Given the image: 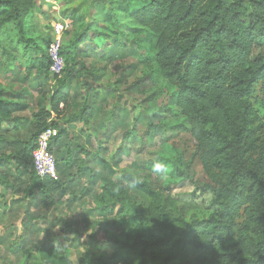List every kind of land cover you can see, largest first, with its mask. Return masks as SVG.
I'll use <instances>...</instances> for the list:
<instances>
[{"label": "trees", "instance_id": "obj_1", "mask_svg": "<svg viewBox=\"0 0 264 264\" xmlns=\"http://www.w3.org/2000/svg\"><path fill=\"white\" fill-rule=\"evenodd\" d=\"M35 7L36 0H0V72L23 86L16 90L0 83V166L14 169L0 176V186L16 176L18 184L12 190L25 195L29 207L47 211L72 197V189L85 179V195L92 196L97 211L96 222L83 218L86 228L93 231L106 223L118 232V239L114 256L100 254L90 260L85 252L79 264H264V0H127L116 8L109 2L96 11L102 16L98 23L84 24L72 11L68 20L77 31L61 47L65 68L60 77L49 72L51 37L44 51L31 36L36 31ZM121 14L155 37L153 62L174 89L167 99L186 120L194 143L189 164L198 162L210 182L202 191L212 195L211 213L184 222L176 237L170 214L160 207L164 202L156 203L161 199L156 189L127 172L116 178L111 164L100 158L96 173H83L88 161L81 155L87 154L81 145L73 147L68 132L59 126L65 118L67 123L87 125L98 113L85 105L70 117L63 91L82 79L85 68L78 62L94 54L88 46H94L97 37H104L101 59L114 58L115 49L123 47L126 18L120 21ZM132 44L135 48L124 50L122 58L138 54L137 42ZM50 80L57 89L45 99ZM30 88L39 94L41 108L32 117L30 138L21 140L14 134L25 129L18 115L28 110ZM94 98H86V104H94ZM51 117L55 121L48 122ZM49 127L58 131L50 143L56 181L38 178L32 164L36 140ZM79 152L78 171L85 178L71 173L77 165L71 158ZM97 185L99 191L93 193L90 189ZM2 214L0 206V226ZM129 226L139 229L132 232ZM23 227L29 233L21 234L19 245L10 249L24 256L19 264H72L68 245L58 240L41 241L36 252L27 251L34 242L28 239L34 228L31 222Z\"/></svg>", "mask_w": 264, "mask_h": 264}, {"label": "rangeland", "instance_id": "obj_2", "mask_svg": "<svg viewBox=\"0 0 264 264\" xmlns=\"http://www.w3.org/2000/svg\"><path fill=\"white\" fill-rule=\"evenodd\" d=\"M109 2L116 8L123 7L127 0H41L38 3L40 17L37 13L34 14L32 22L36 31L31 36L37 38V44L46 51L53 24L64 21L70 23L61 40L64 46L77 31V26L73 27L70 19L68 20L72 11H75L76 18H81L83 24L85 21L98 23L102 16L96 15V11L101 4ZM106 12L108 10L104 14ZM65 17L67 18L64 19ZM124 18L127 19L126 15L121 14L120 21ZM126 19L122 21V31L127 40H123V47L115 49V57L100 58L104 55L101 50L104 37H97L94 46H88L94 50V54L78 62L85 68V71H81L82 79L77 83H70L63 91L69 101L67 115L70 117L82 111L85 105L97 108L98 113L87 125H83L81 121L67 123L65 118L59 126L68 132V139L73 147L81 145L82 151L87 154L81 155V160L88 161L87 168H82L83 173H96L99 170L96 161L100 158L111 164L117 172L116 178L120 173L127 172L137 182L148 183L156 189L161 197L157 198L156 203L160 205L161 201L164 202L160 207L170 214L169 225L172 235L176 237L184 222L189 223L192 218L201 220L211 213L209 204L212 195L209 191H202V187L210 185V182L198 162L189 164L194 143L186 120L167 99L174 89L160 77L153 62L155 37L148 29L133 26ZM100 28L99 32L105 34V28ZM90 29L96 28L91 26ZM134 41L138 44V54L122 58L124 50L135 48L132 46ZM254 52L257 53V50ZM86 72L89 74L86 75ZM4 78L0 72V83L7 85V88H23L22 85L10 82V76L6 80ZM50 81L47 88L49 94L45 99L57 89L55 82ZM29 93L31 97L26 100L28 110L18 115L26 123L25 129L14 134V137L21 140L30 138L32 117L41 108L37 91L30 88ZM90 96L95 97L92 101L94 104H86L85 99ZM53 120L55 121L51 117L48 122ZM80 153H74L71 158L75 157L77 161L71 171L73 174L81 173L78 171L80 161L77 158ZM156 164L162 165L159 171L155 168ZM11 168L6 170L0 166V176L14 173L13 167ZM83 173L79 176L85 178ZM73 174L75 179L76 175ZM17 184V178L13 175L7 180L6 185L9 187L5 182L0 186V206L3 212L0 226V264L23 262L24 256L14 255L10 249L13 245H19L18 237L21 234H27L28 231L23 225L28 222L34 228L33 235L28 239L34 242L27 251L36 252L41 241L51 243L58 240V243L68 245L72 264H79L85 252L90 260L100 254L106 257L116 254L118 232L112 226L101 223L92 231L83 222V218L88 216L91 223L97 220L92 196L85 195V179L82 178L72 189V197L65 198L62 205L50 207L47 211L38 206L29 207L26 196L18 195L12 190L11 187ZM99 188L100 185H97L90 190L94 193ZM140 198L141 196L138 197ZM137 229L139 228L129 226L128 230L134 232Z\"/></svg>", "mask_w": 264, "mask_h": 264}, {"label": "built area", "instance_id": "obj_3", "mask_svg": "<svg viewBox=\"0 0 264 264\" xmlns=\"http://www.w3.org/2000/svg\"><path fill=\"white\" fill-rule=\"evenodd\" d=\"M68 23L61 21L53 24L51 41L47 48L49 60V72L52 76L60 77L64 71V59L60 55L61 40L68 30ZM58 131L49 127L42 132L36 140L35 149L32 152L33 170L38 178H49L56 181L58 179L56 161L50 150V143L57 137Z\"/></svg>", "mask_w": 264, "mask_h": 264}, {"label": "crops", "instance_id": "obj_4", "mask_svg": "<svg viewBox=\"0 0 264 264\" xmlns=\"http://www.w3.org/2000/svg\"><path fill=\"white\" fill-rule=\"evenodd\" d=\"M41 0H36V7H35V11H34V13H33V17H34V14H36L37 13V15H38V17H40V13H41V11H40V6L38 5V3L40 2ZM68 24H70V23H68ZM7 126V125H6ZM57 175H58V173H57Z\"/></svg>", "mask_w": 264, "mask_h": 264}, {"label": "clouds", "instance_id": "obj_5", "mask_svg": "<svg viewBox=\"0 0 264 264\" xmlns=\"http://www.w3.org/2000/svg\"><path fill=\"white\" fill-rule=\"evenodd\" d=\"M155 168H156L157 171H159V170L162 168V165H160V164H156V165H155Z\"/></svg>", "mask_w": 264, "mask_h": 264}]
</instances>
